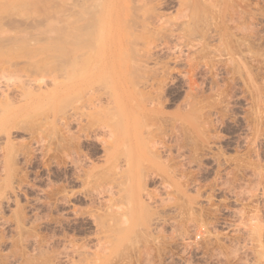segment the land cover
Here are the masks:
<instances>
[{
	"label": "rangeland",
	"instance_id": "obj_1",
	"mask_svg": "<svg viewBox=\"0 0 264 264\" xmlns=\"http://www.w3.org/2000/svg\"><path fill=\"white\" fill-rule=\"evenodd\" d=\"M24 1L25 0H21V1L15 0V2H17L18 4L14 3L15 7L12 6L14 11L12 9L0 10V15L4 14L5 16L6 12L10 13L11 11H12L11 13H14L12 14L13 16L14 15L20 16L22 14L25 15L26 13V15L27 14L28 15L32 14L34 16L36 15V17H38L39 14L40 17L42 16L41 14L43 15L47 14L50 20L52 21L54 20L55 22L54 21L53 22L56 24L57 19L55 20L54 19L55 17L51 16V14L53 13L54 16L60 14L63 17L61 16V19H59L60 16H56L60 20V21L57 20V22L59 24L61 22V24L64 27V30H65V26L68 25L67 31L68 30L70 31L69 26L71 27L74 24L73 25L74 32L77 31L78 33L80 31L77 30L81 28L79 25L80 21H76L77 18L79 20L78 17L79 14H76L79 11L78 9V7L80 6L79 0H63L65 3L62 0H48V2L51 3L52 5L45 4L46 2L43 3V5L44 4L47 5L45 6L47 8L46 13L45 12L42 13L43 10L41 6H38V8L31 7V10L23 9ZM93 1L94 0L91 1L89 0L88 2V0L86 1L84 0L83 3H87L89 7L91 5L90 2H92L93 3L92 5L95 6L96 4L94 3H97L98 0H95V2ZM229 1L231 4H233V5L230 4L231 5V7L229 6L230 10L232 8L234 9L231 10V13H233L236 10L235 11L236 13L234 12V14L232 15L233 17L232 22L233 23L235 22L236 24L230 22V25H228V27H230L232 38H241V37L257 38L259 39L257 43L259 42L260 44V45L257 44L258 47L257 49L258 51L260 50L259 51L260 53L261 52L264 53V0H232V2L231 0ZM213 2H215V0ZM76 3L79 5L78 7L77 5H75ZM68 4L69 5L71 4V6H69ZM37 5H42V4L38 3ZM68 6L70 7V10ZM93 6L91 7L93 8ZM181 6L182 5H180V0L178 1L166 0L164 5L157 10L162 12L167 17L166 18L167 23L169 22L171 24L172 22L177 23L182 21L181 19L183 18L181 17L185 15L183 12H186V10L184 11L182 9L183 7ZM45 7L43 6V9H45ZM34 8H36L37 10H35ZM56 8H58V10ZM68 10L72 12L74 10L76 11L75 14L77 17H75V20L74 17L69 14L70 12ZM28 11L34 12L35 14L34 13L30 14V12ZM58 11H60V13ZM63 13L65 14V16ZM8 16L11 15L9 14ZM65 17L69 21L65 19ZM63 18L65 20H63ZM70 18L71 20L73 18V20L72 23L69 25L67 24V22L70 23ZM61 20L63 21L64 24L62 23ZM52 21L48 22V24L51 23ZM48 24L47 26H49ZM55 24L53 26L56 27ZM76 24L79 26V28L76 27L77 29L75 28ZM0 25H2V27H0L1 29L4 28V30L2 29V31L0 29L1 32L0 35L2 33L3 34L6 33L7 35H9L10 33L12 34L15 31L14 32L15 35L17 34V32L23 35L22 36L20 34L21 39L22 37H24V35H26V37L24 38L26 42L25 41L24 42L28 44V45L23 44L24 43L23 42L20 43L21 44L20 46L14 45V48L12 49H7V50L3 49L0 51V87L2 89H5V87L9 86V88H14V90L18 91L19 88L23 85H32V87L35 88L37 85H39L38 87L41 86L42 88H46V87L52 88L54 87V83H55L57 85V86L55 85V88L58 89V87H62V91H63L62 94H60L63 97L59 95L61 97L60 98L58 96L60 100H58V98L56 100L49 99V102L47 104L44 103V106L42 105H41L42 107L40 105L38 106L39 109L37 108L35 111L36 116H34L35 112L30 113L31 114L29 116L30 119L32 117V119L34 118L33 120L36 119V121H38V118H40L38 122L42 123V121L45 120L46 117L48 116V113L47 116L45 114L47 111L49 112L52 109H54L55 113L58 111L56 113L57 115L55 116V119H57L55 125L51 122V119H48L50 120L49 122L48 120H45L47 123L43 121L45 122V125H47V127L45 126V131H43L44 132L43 134L42 132L41 134H39L40 132H38V130L36 129L35 123L37 124V122L35 121L31 122L32 120L30 121V119L28 118H26L25 122H22L21 124L27 123L26 120H29L31 124L35 122L33 126H31V128L33 127L32 130L30 129V126H28L29 121L27 124H25L28 127L26 126L25 127L30 130L25 128L26 132H23L24 130L22 131L15 130L14 124L10 127L9 143L7 148L10 149V151H12L11 153L14 154L15 156L13 178L11 182L12 185L11 190L13 191L11 192L8 191L9 189H6L5 193L2 194L4 195V197H1L2 195L0 196V202H1L0 203V264H21V262L23 261L26 255H31L32 253H34L32 251L34 247L36 248L42 247L50 255L62 250L64 247L68 248L70 245L85 247L91 252L96 253L97 252L96 249L102 247L101 245L106 243V242L103 243V241L105 240L104 239L105 237H103L104 234L101 231L102 229H100L99 225H97L96 223H98L99 221L98 216L99 217L104 216L106 218L105 215L107 213L110 214L112 217H114V220L111 221L112 223L114 222L117 223L119 221L121 225V222L123 223L124 220H127L129 218L128 221H126V224L127 223L130 224L131 222L137 223L138 221H141L142 225L146 223L145 225L149 226L148 227L144 225L145 227L142 226L141 228L140 227L141 224L140 222H138L140 230L136 229L137 232L130 238L131 241H129V239L124 241V243L126 242L127 243L125 245L123 243L121 245L122 247L120 246L121 249L119 247L118 250L116 251L114 250L113 252H111L112 253L111 256H114V258L110 256L111 260L109 261V264H119V262L120 264H127V262L128 264L129 263L130 264H264V193H262L264 192V177H263L264 175V171H263L264 170V64L262 62H260L261 64L259 63V60L261 61L260 58H257L259 60H254V61L248 59V66H249L248 70H249V74L252 77L253 88L252 86H248L249 89H247L246 87H244V85L240 80L234 82L231 81L230 75L228 74L229 71L228 73L224 72L225 68L223 66H220V70L216 72L218 75L214 76V71L210 70L209 68L200 67L195 71V73H193L191 69L195 70L196 65L191 64L190 66H188L185 65L184 62L175 63L174 56L176 57L178 55L177 53H179L180 50L179 46L182 47V44H185L182 43L184 42L183 40L184 37H182V35L178 37L179 39L178 38L176 40L171 39L169 45L167 42L166 46H169L170 48L169 51L171 52H162L164 55L158 53L160 57L157 53L156 54L158 56L156 54L154 55L153 58L155 57L158 58L153 59L154 63L152 61L149 63L148 66L150 68H148V71H151L149 69H152L153 72L154 69V72L156 73L158 72L156 75L157 77L156 78L154 77L155 78L154 81L157 82L160 81L158 83L155 82L154 85L156 86V88H158L162 84L161 80H164L163 81L164 84L161 85L163 89L159 87L162 90L156 89L157 92L155 93L157 94L159 92L161 94L160 96L161 103L163 104L165 110L167 112H173L176 110L177 107L184 108L187 104H190L188 102L193 103L194 108L198 112L197 116L201 122V128H203L204 130V128L207 126L205 128V131L209 136L207 138L209 140V143L203 144L201 141H199L200 139L198 137H194V135L193 137L189 136L191 134L188 135L189 139L186 138V140L188 139L189 141L187 140L185 142L183 140L187 136H183V134L180 132L179 133L182 135H177V133L175 134L177 135L176 138H178L177 139L178 143H175L176 141L171 140V138L173 140L175 138V136L172 137L173 135L171 136L170 140L168 139L170 136L166 138V136L163 137V135L161 137L157 135L155 137V135H153L152 137L150 136L151 138L148 137L146 138L147 140L145 139L146 145H142V147L147 150L145 151L143 149V151L145 153L146 152L148 153L149 150L151 151L149 153L153 152V154L154 152L155 153L160 152L161 154L160 156L161 158H163V159L160 158V163H162L160 165H162L161 166L162 168L159 171L157 168H155L156 169L155 170L153 167L148 166L149 167L148 168L147 165H144L145 169L143 170V172L151 169L150 171L144 172V176L145 177L147 176L148 178V180L147 178L145 180L144 177V181L146 182L145 183L146 190L149 191L148 196L150 194H153L149 196L151 202H149V199H147L148 197H143L144 201L148 205L147 208L144 210L149 211V213L146 214L143 210V212L147 215V218L150 219L149 220L150 222L149 221L147 222V220H145L146 218L145 215H144L145 217L144 220H142L141 218L143 217L142 214H140L141 216L136 215L134 214L131 208L129 209L130 205H127V203L125 202L127 196L125 195L126 198L124 199V193L122 192H121L122 193L121 197L123 196L122 199H124L123 200L124 202L121 201L122 203H119L120 202L119 200L121 199L120 193L117 194L115 192H114L115 195L112 194L113 196L110 200L113 203L112 202L110 203V201L107 202L110 203L112 207L114 206L113 207L114 209L116 207L118 208L114 210L113 208H111L109 204L108 205L110 207L109 206L106 207L107 203L104 201H107L108 197L105 194L102 195L100 194L101 193V191H99L100 188H98V185L93 181L95 176L103 175V173L109 171L111 168L113 169H111V171L107 173L118 175L119 174L118 171H121V169H125L126 161L124 160H126L127 157L125 151L126 149L120 148V147H124L122 144H120V147H117V149H115V152L117 154H115L114 152L112 156L113 158H111L114 159L115 161L118 159V162L116 163L114 160L110 159V161L113 162L111 163L108 160L109 166H107L108 162L105 161L104 149L105 147L111 145L112 137L108 135L109 133L105 134L106 132L101 133L100 131H98L96 129V124H97L96 121H94V119L91 120L87 116L88 109L89 107H91L89 104L92 103L94 99V97L92 96L95 95L98 96L99 94L102 96L103 95L102 92L107 91V90L106 91L103 90L102 88L105 87V85H103L105 82H106L105 83L106 88L107 85L110 84V77L108 78V76L111 74L110 68H100L99 66V68L96 70L94 74L95 79H98L94 84H96L97 87L99 86L97 88L99 93H97V91L96 92L93 91L94 87L96 88L95 85L93 86L92 93L90 92V90L88 91L90 93L87 92L91 97L88 94L87 96L85 95L86 97L89 98H85L83 97V95L80 96L81 94V93L79 94L80 91L77 92V90L81 89L83 80L85 78H89L88 72L90 70V66H92L94 63L99 62L100 58L103 57L102 54L105 53L104 51L105 38H101V39L78 38L79 35L77 37L75 36L76 38L73 35L69 38L68 36L74 33L71 27L72 30L71 32L73 33L71 32L69 33L65 30L63 34L65 36L62 35L61 39L57 34L56 35L58 37L51 39L54 36L55 33L54 31L53 34H51L52 35L51 38L49 37L50 34L49 36L47 34L49 39L42 38V40H44L43 42H37V40L39 39L41 40V38H34L37 35L35 33H37L38 31L36 28L35 30L34 29L32 30L31 28L32 30L31 32L34 33L32 35L31 33L30 34L28 33L29 34L28 35L27 32L30 31V28L28 29L29 30L28 31L26 27L24 29L23 28L21 29L22 26L21 27L19 26L18 27L19 29H17V27H14V29H12L11 27L5 24H0ZM236 26L239 27L241 26V28L240 29L236 28ZM251 26L252 28L251 29L248 28L249 29L248 30L247 27H251ZM242 27L243 30L245 29V31L242 30ZM60 28H62V26ZM47 29H46L47 31L46 33H48V30L50 28L48 30ZM51 31L49 30V33H52ZM84 32L87 33V30H85ZM68 33L69 35H66ZM77 33L74 35H77ZM3 34L1 36L6 35ZM161 34L162 33L160 32L159 35ZM154 35H158V34L154 33L151 35L153 36V38L151 37L152 41L148 36L149 40L148 38L146 39L148 42L145 41V35L142 36L144 37L142 39L138 38V40L141 41V43H139L141 44L140 46H144L145 42L146 45H148L149 41L151 43L153 42L150 46L155 45L154 42L156 41L154 40L158 36L154 37ZM16 36L20 38L18 34ZM31 36L33 37L30 38ZM180 38H182L183 41ZM185 38H188V36H186ZM229 38H231V36ZM103 39L104 41L102 42ZM101 42L103 44H101ZM51 45H53L54 47ZM81 45L83 46L81 47ZM40 47L45 48L44 49L45 51L39 52L37 56L33 57L34 61L33 63H31L32 65H30L29 63L26 64L25 66L24 57H26L27 53L32 52L33 49L37 51V49ZM62 47L64 48L62 49ZM89 47L91 48V51ZM147 47L148 46H146V48ZM26 49L29 51H27ZM125 51L126 50L124 49V52ZM86 53L90 56L88 57ZM175 53L177 55H175ZM43 57L44 59H42ZM70 57L73 58L71 59ZM79 58H81V60ZM83 58L85 59L83 60ZM37 60H42L41 62L47 65L41 64V62H38ZM76 60L81 62L79 63V66ZM82 60L83 63L85 62V60L89 61L88 63L86 62L87 64L85 63L86 68L82 63ZM10 62L11 63L14 62V65H16V66L12 65L14 67L13 69L11 68L12 66L9 67L8 65ZM35 62H38L40 64ZM36 64H38V66ZM56 65L58 69L55 67ZM33 66L34 67L36 66L37 69L39 67L42 69L40 70L39 68L38 69L39 71L36 72L37 69L35 68L36 69L35 70L33 68L34 69L33 74L35 73L36 74L40 73V74L39 75L37 74L38 76L37 75L34 76L32 74L31 77L32 78L34 77L33 81L35 80L34 81L35 83L32 82L33 83L32 84L29 82L31 78L28 77L30 79L29 80L28 78L26 79V77L29 76L30 73H32L31 67ZM70 66L72 67L71 69H69ZM80 66L82 68L84 67V69L81 70ZM9 68H11L12 71ZM51 68L52 70H54V68L57 70L52 71ZM77 68H79L81 71H78L79 69ZM146 70L144 68L145 71L144 74L145 75L147 74L146 78H149L147 76H149L151 73L147 72ZM161 70L164 73H162ZM188 70H190L191 74L194 76L193 77L194 83L192 85V88H189L188 86V80H187ZM43 71L44 73L41 76ZM47 71H49L48 74ZM66 71L68 74L70 73L71 75L70 74L67 75ZM54 75L56 76L55 78ZM61 76H63V78ZM57 77L62 79L58 80ZM27 80L28 83L30 84L26 83ZM60 81L62 82L60 83ZM4 83H6L7 86L1 85ZM156 83L158 86L156 85ZM216 83L218 85V88L221 89L223 92V94H221L222 97L220 95L219 97L216 94L217 92L214 90V87L213 90L211 89L212 86L216 85ZM155 86L153 87V89L155 88ZM153 89L151 90L152 92H154ZM74 90L77 93L74 92ZM72 92H74L76 95L71 96ZM67 94H70L69 95L70 97H68ZM106 94L107 93H104L103 95L104 99H100L102 103L104 102L103 100H105L106 98L105 97ZM78 95L80 98H83L81 99L83 101L78 99L79 98ZM97 96L96 98L98 99L99 97H101V96L99 97ZM90 98L92 99L91 102L89 103ZM96 98L94 99L93 103L98 101V99ZM14 99L12 97L13 100L12 102L16 101V100L14 101ZM86 99L88 100L87 103L84 101ZM57 100L59 102L62 101V105L58 104L59 102ZM51 102L53 103L51 104L53 106H51L52 109H49L50 107L48 105ZM85 104H88L89 106ZM18 105L19 104L15 102L11 107L12 108L17 107ZM57 105L62 106L63 113L62 110L60 109L61 107L59 108ZM46 108H48V110ZM9 109L10 108H7V110ZM58 109L61 110V112ZM67 111L70 113H68ZM82 111H86L85 112L86 115ZM89 111H91V109H89ZM38 112L40 113V115L41 112L43 115L45 114V117L43 115L39 117ZM86 116L89 118L87 120L89 121L90 125L86 120L87 118ZM41 118L42 121H40ZM63 122L66 124H64ZM41 123L38 124L40 125ZM38 124L37 126H39ZM33 130L35 132L37 131L38 134L35 133ZM31 132L34 133L32 134ZM178 136H183L184 138H181L183 140H180ZM3 137L4 136L0 133V147H2L3 145L2 144L4 141ZM192 138H194L193 139L194 143L192 141ZM98 139L101 141H99ZM195 139L198 141H195ZM107 140L110 141L107 142ZM171 141L174 142L175 144L172 143ZM148 143L150 144L148 145ZM183 143L185 144L187 143V145L185 146V144ZM103 144H105V146ZM192 144H194L193 145L194 147L192 146ZM154 149L156 150L159 149V150L156 151ZM117 150H120L118 151L120 154L117 152ZM121 151L122 152L125 151V152L122 153ZM187 153L190 156L192 155V159L194 160H191L190 156ZM118 154L121 156L119 157ZM171 155L173 158L170 157ZM166 159L169 160V163L168 160L166 161ZM195 161L196 162L199 161V163H194ZM215 161L216 162L220 161V163H216ZM166 164H168L169 166ZM170 165H172L174 168ZM166 166L168 167V169L166 168ZM169 167H171L172 170L169 169ZM106 168H109V170L108 169L106 170ZM0 169H1V164H0ZM152 169L154 170L152 171ZM258 169L262 171L261 176L260 175L255 176L257 174L256 172L258 171ZM166 170H171V171L174 170L173 173L175 172L174 175H176V179L180 182L178 183L182 186L181 188L183 190L185 188V191L181 193V195H178L176 192L173 191L174 187L172 185V182L170 183L169 181L166 182L167 185L171 184L169 185L171 186V188L168 187L169 189L167 188L166 184H164L165 186L163 185L165 178L163 179V177L160 175H162L163 172ZM94 171L95 173H98L95 176H94L95 174ZM148 172L153 173V175L155 173V175L153 176L151 175V173ZM158 175L160 177H157ZM218 175H220L221 177L220 176L217 177ZM110 176L107 177H109L110 179ZM117 177L119 178V176ZM227 180L228 182L230 181L231 182L228 183L226 182ZM91 183L93 184L91 185ZM100 183L103 184V181ZM104 184H106V182ZM94 185H96L97 187H95ZM168 190L170 191V193ZM113 191H115V187ZM8 192L11 193L9 194ZM229 192L231 193L229 194ZM251 192L255 194H252ZM153 196H156L157 198L156 197L153 198ZM180 196L183 197L181 198ZM190 198L191 200L192 198H194L192 200L193 202L190 200ZM152 200L153 201L155 200V202H153ZM161 200L163 201V203H161L162 202ZM123 203H125L126 206L129 207L127 208L125 206L126 209H124L125 204ZM117 204L120 206V209ZM121 206L124 208H122ZM106 208H108L107 210H110L111 212L109 211L110 212L109 213L106 210ZM127 209L131 212L129 213ZM112 211H115V213ZM237 211L238 212L243 211V212L238 214ZM111 213L115 214L116 216L112 215ZM116 213L118 214V218H116L117 217ZM124 213L125 214L127 213L126 219ZM252 213L253 214L255 213L254 215L256 216H254ZM121 214H123L124 217ZM240 214L241 216H239ZM250 214L251 216L252 215L254 216L253 220H250L249 218L251 217ZM246 215L249 216L247 217ZM149 216L152 217L150 218ZM243 216L247 217V219L245 217L246 220L250 222L252 221V223L248 225L245 224L247 227H245L243 224V222L244 223L246 222V220L245 221L243 220L242 218ZM240 217L241 219H238ZM255 217H257L256 218L257 221L255 220ZM115 218L117 222L115 221ZM120 218L123 221L119 220ZM137 218L140 219L138 220ZM18 219L20 220L23 219L22 221L23 230H19L17 227ZM154 219H156L154 221L155 223L153 222ZM94 220L95 221L98 220V221L95 222ZM254 223L257 224L253 226ZM117 224L116 226L114 225L115 227L112 224L111 225L115 229L116 227L119 226V224L118 225ZM127 225L124 224V226L121 227L124 228ZM243 227L247 228L248 230L252 228L251 233L248 230L247 233L246 229ZM204 231H206V233H204ZM98 236L100 238H98ZM98 239H104V240H98ZM100 241H101V245H100ZM131 242H133L134 244H132ZM134 245L136 246V249L140 251L134 249ZM103 246H107V245L104 244ZM13 251H14V257L11 255V253L13 254ZM121 251H123V253H121ZM122 257L124 260H122ZM64 262L65 261L62 258L61 264H67Z\"/></svg>",
	"mask_w": 264,
	"mask_h": 264
},
{
	"label": "bare ground",
	"instance_id": "obj_2",
	"mask_svg": "<svg viewBox=\"0 0 264 264\" xmlns=\"http://www.w3.org/2000/svg\"><path fill=\"white\" fill-rule=\"evenodd\" d=\"M19 1V0H18ZM21 1V0H20ZM63 1V0H62ZM84 1V0H83ZM83 1H80V6L76 3L75 5H77L78 9H79V13L76 11L73 13L72 11H69L70 10V7L71 4L68 6L69 7V14L72 15L74 17V20H75V17L76 14H79V20L77 18L76 21H80L79 25L81 28H79V26L77 24L75 25V28L78 27L79 29H77L79 32L77 33V31L74 32V27L73 25L71 26L72 27V30L73 32H71V27L69 26V29H68V25L65 26V30L67 32H71L73 34H70V36H68L69 38L73 35L74 37L78 36V38H105V42H104V51L105 53L102 54L103 57L100 58L99 62L97 63H94L92 66H90V70L88 72L89 74V78H85L82 82V85H81V89L80 90H77L80 91L79 94L80 96L83 95V97L85 98H89V97H86L88 93H92L93 91H97L98 92V87L96 86V81L98 79H95L94 77V74L96 72V70L99 68H110V72L109 74L111 75H107L108 78L110 77V84L107 85V88H106V82L103 84L105 85L104 88H101L103 90H107L106 92H104L103 90V95L104 93H107L106 94V98L105 100H103L104 102L102 103V101L100 99H104L103 98V95L101 96L100 94L97 96H92L94 97V99L99 96V99L98 101L94 102V99L91 102V99H89V105L91 107H89V109H91V111H89L88 109V113H87V116L92 120L94 119V121H96V129L98 131H100L101 133H105V134H108L109 136L112 137V143L111 145H108L107 147H105V161L108 162L107 163V166H109V161L111 158H113V153L115 152V149H117V147H120V144H122L124 147H120V148H124L126 149V163H125V169H121V171H118V175L116 174H110L107 173V172H110L109 168H106V170L108 169L109 171L103 173V175H97L95 176L96 174L98 173H95L94 171V182L98 185V188H100L99 191H101V195L102 194H105L107 195L108 197V200L107 201H104V202H108L111 200L112 198V194L117 193L119 194L120 193V197L122 195V193H124V199L126 198L127 196V199H125L127 205H130L129 206H126L125 204L124 207L126 206L127 208L129 207V209L131 208L132 211L134 212V214L136 215H139L141 216L140 214L143 215L142 220H144V218L146 217L147 218V213H149V211L147 210H144L147 208V203L144 201L143 197H148L147 199H149V196L150 195H153V194H150L148 196V193L149 191L146 190V186H145V181H144V172H147V171H150V170H147V171H144L143 170L145 169L144 165H147L150 166V167H153L154 169L157 168L158 171L162 168L160 164V158H161V154L160 152L159 153H155L153 154L152 153H149L151 151L148 150V153L144 152L143 151V147L142 145H146L145 144V139L148 138V137H152L153 135H156L157 136H162L166 138H168V136H170L168 139L170 140L171 136L176 138L177 135H182L183 136H187L185 137V139H181V138H184L183 136H178L180 138V140H183V141H187L189 139L188 135L193 137H198L203 144L204 143H209V140L207 139L209 136L207 135L206 131H205V127L204 130L203 128H201V122L197 116V110L194 108L193 106V103L191 102H188L190 104H187L184 108H176L175 111L173 112H167L163 106V104L161 103V94L159 93H155L157 92L158 89H161V85L164 84L163 81L164 80H161L162 84L159 86L161 88H156V86L154 85L155 82L157 81H154L155 78L157 77V73L154 72V69H153V72H152V69H149L151 71H148V68H150L148 65L149 63L152 61H154L153 59H156L158 57H154V55L157 53H161L163 54L162 52H171L169 51L170 48L169 46H166L167 42H168V45H169V42L171 39H177L180 35H182L183 40L184 42L182 43H185V44H182V47L179 46L180 50H179V53H175V55H177L176 57L174 55V60H175V63H179V62H184L185 65H188L190 66L191 64H194L196 65V68L195 70L191 69V71L193 73H195V71L200 68V67H206V68H209L210 70L214 71V76L218 75L216 72H218V70H220V66H223L225 68L224 72L228 73L229 71V75H230V78H231V81H238L240 80L242 82V84L244 85V87H246L247 89H249L248 86H252L253 82H252V77L251 75L249 74V66H248V59L254 61V60H259L257 58H260L261 61L259 60V63L262 62L264 64V53L263 52H259L258 51V47H257V44H259V42L257 43V41L259 39L257 38H232V34H231V31H230V27H228V25H230V22H232V15L234 14V12L236 11H232L233 13H231V10H234L233 8L230 10V7L231 4L229 0H215V2H213L212 0H180V5H182L181 7H183L182 9L186 12H183L185 15H183V19H181L180 21L181 22H177V23H173L172 20L171 22L173 23H167V20H166V16L160 12L159 10L157 9H160L164 3L166 2V0H98L97 3H94L96 4L95 6H93L92 2L91 5L89 3V7L87 5V3H83ZM86 1V0H85ZM91 1V0H90ZM178 1V0H177ZM212 1V2H211ZM229 1V3H228ZM46 2V3H45ZM64 2V1H63ZM71 2V1H70ZM78 2V1H76ZM82 2V3H81ZM89 2V0H88ZM95 2V0L93 1ZM232 2V0H231ZM14 3L16 4L17 2H15V0H0V10H8V9H12L13 10V7L14 6ZM23 3V2H22ZM38 3L42 4L45 3V4H51L48 2V0L44 1V0H25L24 3H23V9H27V10H31V7H37L38 6H41L42 7V13H46V7L47 5H43L45 7V9H43V6L42 5H37ZM65 3V2H64ZM72 3V2H71ZM75 3V1H74ZM18 4V3H17ZM55 4V3H54ZM53 4V5H54ZM231 4V5H230ZM20 5H21V2H20ZM52 5V4H51ZM13 6V7H12ZM93 6V8L91 7ZM230 6V7H229ZM11 7V8H10ZM55 7V6H54ZM58 7V6H57ZM63 7V6H62ZM65 7V6H64ZM96 7V8H95ZM17 8V7H16ZM51 8V7H50ZM53 8V7H52ZM67 8V7H66ZM73 8V7H72ZM71 8V10H72ZM76 8V6H75ZM185 8V9H184ZM238 8V7H237ZM236 8V9H237ZM19 9V8H18ZM35 10H37L36 8H34ZM40 9V7H39ZM38 9V10H39ZM58 10V8H56ZM61 9V8H60ZM64 10V9H62ZM230 10V11H229ZM14 11V10H13ZM19 11V10H18ZM26 11V10H25ZM50 11V10H49ZM48 11V12H49ZM66 11V10H65ZM6 12V11H5ZM12 12V11H11ZM9 13V12H6L5 13V16L4 14H1L0 15V24H5L9 27H11L12 29H14V27H17V29H19L18 27L22 26L21 29L25 28L28 30L30 28V31L27 32V34L31 33V35L34 33V32H31L33 29L35 30V28L38 30L37 34L34 38H41V40H37V42H43L44 40H42V38H48L49 34H50V38L52 37L51 34H53V32L55 31L54 33V36L51 38H56V37H60V39L62 38V35L64 34L65 30H64V27L63 25L61 24L62 28H60V24L57 22V20L61 19V16L60 14H57L56 16H60L59 19L58 17L54 16L53 13L51 14V16L55 17L54 19L56 20V24L50 20L49 16L47 14H41L42 16L39 17V14H38V17H36V15H32L31 13H34V12H30L31 15H25L22 14L20 16H17V15H12L14 13ZM37 12V11H35ZM60 13V11H58ZM74 14H72V13ZM230 12V13H229ZM3 13V11H2ZM62 13V11H61ZM76 13V14H75ZM236 13V12H235ZM242 13V12H241ZM11 15V16H8V15ZM35 14V13H34ZM64 14V13H63ZM66 14V12H65ZM64 14V16H65ZM3 15V16H2ZM19 15V14H18ZM243 15V14H242ZM182 16V15H181ZM185 16V17H184ZM2 17V18H1ZM51 17V18H53ZM63 17V16H62ZM67 17V16H66ZM65 17V19H67ZM71 17V16H69ZM232 17V18H231ZM63 18V20H65ZM238 19V17H237ZM240 19V18H239ZM68 20V19H67ZM73 20V18H72ZM72 20L70 18V23L67 22V24H71L72 23ZM242 20V19H241ZM52 21L51 23L48 24V22ZM60 21V20H59ZM62 21V20H61ZM69 21V20H68ZM174 21V20H173ZM75 22V21H74ZM73 22V23H74ZM242 22V21H241ZM244 22V21H243ZM53 23V24H52ZM63 23V21H62ZM229 23V24H228ZM233 23V22H232ZM235 23V22H234ZM233 23V24H234ZM47 24L49 26H47ZM56 25L53 26V25ZM59 24V26H58ZM64 24V23H63ZM66 24V23H65ZM236 24V23H235ZM238 24V22H237ZM246 24V23H245ZM53 27H52V26ZM51 31L52 33H49V30ZM0 27H2V25H0ZM28 27V28H27ZM52 27V29H51ZM83 27V28H82ZM244 27V25H243ZM243 27H242V30H243ZM32 28V30H31ZM236 28H241V26H236ZM245 28H246V25H245ZM248 28H252L251 27H247ZM1 29V28H0ZM4 30V28H2ZM1 29V31H2ZM46 29L48 30V33H46ZM87 30V33H85L84 31ZM237 30V29H236ZM249 30V29H248ZM9 31V30H8ZM7 31V32H8ZM13 31V30H12ZM11 31V32H12ZM17 31V30H16ZM20 31V30H19ZM22 31V30H21ZM25 31V30H23ZM83 31V32H82ZM245 31V29L243 30ZM242 31V32H243ZM15 32V31H14ZM13 32V33H14ZM162 33L161 35H159V33ZM1 33V32H0ZM10 33V32H9ZM9 34L7 35L6 34L5 36H1L0 37V51L5 49H12L14 48V45H18L20 46L21 44L20 43H23L25 41V37L26 35H24V37H22L21 39V36L20 34L17 32V34L20 36V38H18L15 33L14 34ZM66 34V35H69ZM77 35H74L76 34ZM158 34V35H154L155 36H158L156 37V39L154 41V44L155 45H152L150 46L152 43L149 41L148 45H146V42H148L146 39L148 38L149 40V37H150V40H151V37L153 38V36H151L152 34ZM181 33V34H180ZM239 33H240V30H239ZM248 33V32H247ZM3 34V35H4ZM26 34V33H25ZM28 34V35H29ZM48 34V36H47ZM58 36H57V35ZM235 34V33H234ZM22 35V34H21ZM81 35V36H80ZM83 35V36H82ZM143 35H145V45L148 46L146 48V46H140L141 44V41L138 40V38L142 39L144 37H142ZM147 35V37H146ZM241 35V34H240ZM246 35V33H245ZM15 36V37H14ZM23 36V35H22ZM65 36V35H63ZM149 36V37H148ZM186 36H188V38H185ZM231 36V38H229ZM248 36V35H247ZM251 36V35H250ZM33 36H31L30 38H32ZM72 37V38H74ZM75 37V38H76ZM253 37V36H252ZM28 38V37H27ZM33 38V39H34ZM66 38V37H65ZM158 38V39H157ZM49 39V38H48ZM179 39V38H178ZM182 40V38H180ZM27 40V39H26ZM31 40V39H30ZM87 40V39H86ZM161 40V41H160ZM169 40V41H168ZM182 40V41H183ZM36 41V40H34ZM80 41V40H79ZM104 41V39L102 40V42ZM152 41V40H151ZM179 41V40H178ZM177 41V42H178ZM26 42V41H25ZM23 43V44H26V43ZM36 42V43H37ZM58 42V40H57ZM61 42V41H60ZM81 42V41H80ZM78 42V43H80ZM83 42V41H82ZM101 42V44H103ZM173 42V41H172ZM30 43V42H29ZM50 43V42H49ZM63 43V42H62ZM94 43V42H93ZM142 43H143V40H142ZM22 44V45H23ZM34 44V43H33ZM56 44V43H55ZM54 44V45H55ZM67 44V43H65ZM85 44V43H84ZM28 45V44H26ZM49 45V44H48ZM46 45V46H48ZM45 46V47H46ZM53 46V45H51ZM62 46V44H61ZM83 45H81L82 47ZM85 46V45H84ZM178 46V45H177ZM44 47V46H43ZM54 47V46H53ZM52 47V48H53ZM80 47V46H79ZM172 47V46H171ZM23 48V47H22ZM27 48V47H26ZM29 48V47H28ZM51 48V47H50ZM64 47H62L63 49ZM90 48V47H89ZM95 48V47H94ZM174 48V47H173ZM262 48V47H261ZM31 49V47H30ZM45 48H38L37 51L32 50V52H28L26 57H24V62H25V66L26 64H29L32 65L31 63H33L34 61V58L35 56H37V54H39V52H43L45 51L44 50ZM61 49V50H62ZM88 49V48H87ZM96 49V48H95ZM124 49L126 50L124 52ZM25 50V49H24ZM27 50V49H26ZM60 50V49H58ZM89 50V49H88ZM29 51V50H27ZM65 51V49H64ZM90 51H91V48H90ZM89 51V52H90ZM93 51V50H92ZM101 51V50H100ZM103 51V52H104ZM177 51V50H176ZM61 52V51H59ZM102 52V53H103ZM185 52V53H184ZM26 54V53H25ZM43 54V53H42ZM64 54V53H63ZM83 54V53H82ZM156 54V55H157ZM61 55V54H60ZM81 55V53H80ZM79 55V56H80ZM86 55H88L86 53ZM159 55V54H158ZM157 55V56H158ZM164 55V54H163ZM167 55V54H166ZM64 56V55H63ZM85 56V55H84ZM90 55H88L89 57ZM92 56V55H91ZM45 57V56H44ZM44 57L42 59H44ZM160 57V55H159ZM41 58V57H40ZM67 58V57H66ZM71 58V57H70ZM73 58V57H72ZM71 58V59H72ZM91 58V57H90ZM89 58V59H90ZM63 59V58H62ZM61 59V60H62ZM65 59V58H64ZM81 60V58H79ZM85 58H83L84 60ZM75 60V59H74ZM83 60H82V63H83ZM38 62H41L42 60H37ZM44 61V60H43ZM65 61V60H64ZM77 61V64L79 66V62L78 60ZM92 61V60H91ZM96 61V60H95ZM23 62V63H24ZM38 62H35V63H38ZM46 62V61H45ZM69 62V61H68ZM75 62V61H74ZM88 63L89 61L85 60V62L83 63L84 67L86 68L85 66V63ZM158 62V61H157ZM17 63V62H16ZM15 63V64H16ZM22 63V62H21ZM56 63V62H55ZM71 63V62H70ZM76 63V62H75ZM86 63V64H87ZM154 63V62H153ZM174 63V64H175ZM183 63V64H184ZM40 64V63H38ZM38 64H36L38 66ZM41 64H45V63H42ZM60 64V63H59ZM58 64V65H59ZM74 64V63H73ZM261 64V63H260ZM9 67L14 65V62H10L9 64ZM47 65V64H45ZM152 65V64H151ZM259 65V64H258ZM7 66V65H6ZM16 66V65H14ZM29 66V65H27ZM42 66V65H41ZM63 66V65H62ZM61 66V67H62ZM76 66V65H75ZM82 66V64H81ZM80 66V67H81ZM43 67V66H42ZM57 68V65L55 66ZM59 67V66H58ZM84 67L82 68L81 67V70L84 69ZM3 68V67H2ZM5 68V66H4ZM12 69L14 68L13 66L11 67ZM11 68H9L11 70ZM36 68V66L34 67H31L32 69V73H30L29 76L26 77V79L28 77L31 78V80L29 81L30 83L34 82L33 81V78L31 77L32 74H33V70ZM40 68V67H39ZM38 68V69H39ZM46 68V66H45ZM72 67L70 66L69 69H71ZM144 68L146 70L147 68V72H150L151 76H147V77H151L150 79L149 78H146V75L144 74L145 71H144ZM152 68V67H151ZM8 69V68H7ZM37 69V68H36ZM35 69V70H36ZM37 69L36 72H38L39 70ZM42 68H40L41 70ZM58 69V68H57ZM54 68V70H57ZM68 69V70H69ZM79 69V68H77ZM162 69V68H161ZM168 69V68H167ZM4 70V69H3ZM44 70V68H43ZM50 70V68H49ZM52 70V68H51ZM52 70V71H54ZM61 70V69H60ZM67 70V69H65ZM80 69L78 71H81ZM103 70V69H102ZM12 71V70H11ZM10 71V72H11ZM85 71V70H84ZM99 71V70H98ZM162 71V70H161ZM31 72V71H30ZM71 72V71H69ZM73 72V71H72ZM29 73V72H28ZM35 73V71H34ZM44 71L42 72L41 76L43 75ZM46 73V71H45ZM49 73V71H47V74ZM58 73V72H57ZM60 73V72H59ZM67 73V71H66ZM82 73V72H81ZM107 73H108V70H107ZM162 73H164L162 71ZM168 73V72H167ZM38 74V73H37ZM36 73L33 74L34 76L37 75ZM40 74V73H39ZM38 74V75H39ZM55 74V73H54ZM61 74V73H60ZM70 74V73H69ZM67 73V75H69ZM73 74V73H72ZM161 74V73H159ZM186 74V73H185ZM184 74V75H185ZM188 74V86L189 88H192V85L194 83V79H193V75L191 74L190 70H188L187 72ZM28 75V74H27ZM37 75V76H38ZM71 75V74H70ZM75 75V74H74ZM82 75V74H81ZM164 75V74H163ZM36 76V77H37ZM64 76V75H63ZM63 76H61L63 78ZM87 76V75H86ZM103 76V75H102ZM130 76V77H129ZM183 76V75H182ZM186 76V75H185ZM56 76L54 75V78ZM60 77V75H59ZM106 77V76H105ZM155 77V78H154ZM58 78V77H57ZM56 78V79H57ZM62 78H58L59 79H62ZM37 79V78H36ZM54 80V79H53ZM52 80V81H53ZM38 81V80H37ZM55 81V80H54ZM101 81V80H100ZM62 81H60L61 83ZM102 82V81H101ZM100 82V83H101ZM160 82V81H158ZM157 82V83H158ZM27 84H30L28 83V80L26 82ZM25 83V84H26ZM35 83V82H34ZM58 83V81H57ZM156 83V85H157ZM33 84V83H32ZM37 84V82H36ZM39 84V83H38ZM2 86L6 85V83L4 84H1ZM53 85V84H51ZM50 85V86H51ZM55 83H54V87L52 88H42L41 86L38 87L39 85L35 87H32V85H23L19 88V90H14V88H9L8 87H5V89H2L0 87V130H1V134L4 136L3 139V145L2 147H0V164H1V169H0V196L5 193L6 189H9L8 191H13L11 190L12 189V185H11V182H12V178H13V171H14V161H15V156L14 154H12L10 151V149L7 148L8 146V143H9V131H10V127L14 124V129L17 130V131H22L24 130L23 132H26V127L30 126V129L32 130L31 126H33V124L35 122L38 123H41V122H38L40 118H38V121L33 120L32 117L30 119V113H33L36 111V109L38 108L39 109V105L41 106H44V103H48L49 102V99H52V100H56L58 98V96L60 94H62V87H58L55 88ZM96 86V88L94 87V90H93V86ZM97 85H100V84H97ZM242 85V86H243ZM35 86V85H34ZM57 86V85H56ZM155 86V88L153 89V87ZM158 86V85H157ZM166 86V85H165ZM3 87V88H4ZM213 87H214V90L217 92L216 94L219 96L222 97L221 94H223L222 90L218 88V85L216 83L215 86H212V90H213ZM253 88V86H252ZM96 89V90H95ZM153 89L154 92H152L151 90ZM157 89V90H156ZM163 89V88H162ZM161 89V90H162ZM90 90V92H88ZM93 90V91H92ZM100 90V89H99ZM156 90V91H155ZM66 91V90H64ZM68 91V90H67ZM101 91V90H100ZM164 91V90H163ZM214 91V92H215ZM70 92V91H69ZM74 92H76L74 90ZM74 92L71 93V96L72 95H76ZM76 92V93H77ZM88 92V93H87ZM152 92V93H150ZM86 93V94H85ZM96 93V94H97ZM155 93V94H153ZM162 93V92H161ZM213 93V92H212ZM66 95V94H65ZM68 97H70L69 95L70 94H67ZM86 95V96H85ZM89 95V94H88ZM93 95V94H92ZM260 95V94H259ZM62 96V95H60ZM59 96V97H60ZM90 96V95H89ZM219 96V97H220ZM12 97L14 99V101L16 103H18L19 105L17 107H11L13 105V103L15 102H12ZM63 97V96H62ZM67 97V96H66ZM65 97V98H66ZM75 97V96H74ZM79 97V95H78ZM77 97V98H78ZM91 97V96H90ZM259 97V96H258ZM61 98V97H60ZM60 98H58V100H60ZM72 98V97H71ZM70 98V99H71ZM63 99V98H62ZM69 99V98H67ZM78 99H83V98H78ZM46 100V101H45ZM57 100V101H58ZM77 100V99H75ZM220 100V99H219ZM45 101V102H44ZM83 101V100H81ZM86 103L88 102V100H84ZM222 101V100H221ZM220 101V102H221ZM59 102V101H58ZM57 103V102H56ZM219 103V102H218ZM53 104L52 102L48 105L50 108L49 109H52L51 105ZM58 104H61L62 105V101L59 102ZM69 104V103H68ZM80 104V103H79ZM88 104H85V105H88ZM93 104V105H92ZM64 105V104H63ZM88 105V106H89ZM227 105V104H226ZM41 106V107H42ZM58 106V105H57ZM66 106V105H65ZM61 110H62V106H58ZM57 107V108H58ZM226 107V106H224ZM7 108H10L9 110H7ZM56 108V109H57ZM68 108V107H67ZM77 108V107H76ZM48 110V108H46ZM55 109V110H56ZM65 109V108H63ZM82 109V108H80ZM86 109V108H85ZM59 110V109H58ZM61 110H59L61 112ZM46 111V110H45ZM77 111V110H76ZM81 111V110H80ZM58 112V111H57ZM56 112V113H57ZM68 112V111H67ZM66 112V113H67ZM85 115H86V111H82ZM39 113V112H38ZM47 113H48V116H47ZM54 111V109L50 110L49 112L47 111L45 114H46V119L45 120H48V119H51V122L55 125V122L57 119H55V116L57 115ZM62 113H63V110H62ZM70 113V112H68ZM36 116V112L34 113ZM45 114L43 115L42 112H41V115H43L45 117ZM65 114V113H64ZM83 114V116H84ZM40 113H39V117L41 116ZM60 115V114H59ZM69 115V114H67ZM78 115V114H77ZM27 116V117H26ZM38 116V115H37ZM64 116V115H63ZM75 116V115H74ZM86 116V117H87ZM68 117V116H67ZM86 118L89 119V118ZM28 118L30 119L31 122L35 121L33 124L30 123L29 120H26L27 123L29 121V125L26 126L25 124L27 123H23L21 124L22 122H25V119ZM59 118V117H58ZM70 118V116H69ZM24 119V121H23ZM60 119V118H59ZM64 119V118H63ZM67 119V118H66ZM43 120V121H45ZM71 120V119H70ZM147 120V121H146ZM42 121V118L41 120ZM44 124H38L39 126H37V124L35 123V126H36V129L38 130V132H40L39 134H42L44 133L43 131H45V126L47 127V125H45V122H43ZM50 120H48L49 122ZM63 121V120H62ZM65 121V120H64ZM68 121V120H67ZM75 121V119H74ZM80 121V120H79ZM149 121V122H148ZM66 122V121H65ZM77 122V121H76ZM82 122V121H81ZM80 122V123H81ZM85 122V121H84ZM88 124H89V121L87 120ZM91 122V121H90ZM47 123V122H46ZM60 123V122H59ZM64 123V122H63ZM68 123V122H67ZM50 124V123H48ZM66 124V123H64ZM94 124V123H92ZM43 125V126H42ZM90 125V124H89ZM26 126V127H25ZM34 126V128H35ZM26 128V129H25ZM28 129V130H30ZM35 129V130H36ZM94 129V128H93ZM207 130V129H206ZM34 131V130H33ZM35 132V131H34ZM34 132H31L32 134ZM38 132L36 131L35 133L38 134ZM99 132V133H100ZM182 134H180V133ZM29 133V132H28ZM30 133V134H31ZM177 133V135H175ZM188 133V134H187ZM104 134V135H105ZM98 135V134H97ZM110 137V138H111ZM150 137V138H151ZM2 138V137H1ZM154 138V137H153ZM174 140L171 138L172 141H176L175 143H178L177 139L176 138ZM186 138H188L186 140ZM102 139V138H101ZM105 139V138H104ZM164 139V138H163ZM191 139V138H190ZM194 138H192V141H193ZM2 140V139H1ZM39 140V139H38ZM99 140V139H98ZM147 140V139H146ZM152 140V139H151ZM101 141V140H99ZM103 141V140H102ZM110 141V140H109ZM107 140V142H109ZM154 141V140H153ZM152 141V142H153ZM171 141V142H172ZM189 141V140H188ZM191 141V140H190ZM195 141H198L195 139ZM39 142V141H38ZM104 142V141H103ZM169 142V141H168ZM41 143V142H40ZM102 143V142H101ZM147 143V142H146ZM174 143V142H172ZM174 143V144H175ZM188 143V142H187ZM187 143H183L185 144V146L187 145ZM194 143V141H193ZM150 143H148L149 145ZM162 144V143H161ZM206 144V145H207ZM105 146V144H103ZM102 145V146H103ZM154 145V144H153ZM159 145V144H158ZM177 145V144H176ZM175 145V146H176ZM194 144H192L193 146ZM103 146V147H104ZM155 146V145H154ZM153 146V147H154ZM157 146V145H156ZM174 146V147H175ZM179 146V145H178ZM183 146V145H182ZM184 146V147H185ZM191 146V147H192ZM147 147V146H146ZM152 147V146H151ZM177 147V146H176ZM181 147V146H180ZM183 147V148H184ZM189 147V146H187ZM194 147V146H193ZM149 149V148H148ZM161 149V148H160ZM164 149V147H163ZM196 149V148H195ZM121 150V149H120ZM120 150H117L120 151ZM145 151L147 149H144ZM152 150V148H151ZM156 150V149H154ZM159 150V149H157ZM156 150V151H157ZM194 150V149H193ZM192 150V151H193ZM125 151H121L122 153H124ZM163 151V150H162ZM178 151V150H177ZM188 151V150H187ZM195 152V151H194ZM119 153V152H118ZM192 153V152H191ZM115 154H117L115 152ZM120 154V153H119ZM118 156L120 157L121 155ZM188 154V153H187ZM189 155V154H188ZM195 155V154H194ZM197 155V154H196ZM116 156V155H115ZM114 156V157H115ZM123 156V155H122ZM167 156V155H166ZM190 156V155H189ZM117 157V156H116ZM115 157V158H116ZM125 157V156H124ZM171 158L172 155L170 156ZM169 157V158H170ZM194 157V156H193ZM123 158V157H122ZM170 158V159H171ZM191 160H194L192 159V155L190 156ZM196 158V157H195ZM198 158V157H197ZM117 159V158H116ZM163 159V158H161ZM188 159V158H187ZM109 160V161H108ZM111 160H114V159H111ZM168 159H166L167 161ZM172 160V159H171ZM190 160V161H191ZM199 160V159H198ZM115 161V160H114ZM164 161V162H166ZM111 162V161H110ZM113 162V161H112ZM111 162V163H112ZM116 163L118 162V159L115 161ZM163 162V161H162ZM189 162V161H188ZM216 162V161H215ZM111 163H110V166H111ZM120 163V162H119ZM123 163V162H122ZM168 163H169V160H168ZM194 163H199L198 162H194ZM216 163H220V161L216 162ZM114 164V163H113ZM173 164V163H172ZM116 165V164H115ZM124 165V164H123ZM123 165H120V166H123ZM165 165V164H163ZM168 165V164H166ZM113 166V165H112ZM169 166V165H168ZM172 166V165H170ZM250 166V165H249ZM252 166V165H251ZM101 167V166H100ZM114 167V166H113ZM116 167V166H115ZM118 167H119V164H118ZM173 167V166H172ZM104 168V167H103ZM123 168V167H122ZM149 168V167H148ZM166 168L168 169V167L166 166ZM174 168V167H173ZM257 168V167H255ZM152 169V171L154 170ZM169 169H171V167H169ZM99 170V169H98ZM156 170V169H155ZM164 170V168H163ZM162 170V171H163ZM172 170V169H171ZM171 170H166L163 172L162 176L163 179L165 178L164 182H163V185L166 184V182L169 181L172 182V185H173V191L176 192L178 195H181V193H183L185 191V188L184 190L181 188L182 186L179 184L180 182L176 179V175H174L173 171ZM115 171V170H114ZM177 171V170H175ZM179 171V170H178ZM255 171V170H254ZM257 171V170H256ZM264 171V170H263ZM101 172V171H99ZM161 172V171H160ZM113 173H116V172H113ZM148 173H151V172H148ZM255 173V172H254ZM257 173V174H256ZM255 176L257 175H262V171L258 169V171L256 172ZM93 174V173H92ZM161 174V173H159ZM105 175V176H104ZM116 175V176H115ZM147 175V173H146ZM151 175H153V173H151ZM155 175V173H154ZM153 175V176H154ZM157 175V174H156ZM107 176H110V179L109 177ZM114 176V177H112ZM119 176V178L117 177ZM159 175L157 177H160ZM220 175H218L217 177H219ZM105 177V178H104ZM112 177V178H111ZM221 177V176H220ZM264 177V175H263ZM262 177V178H263ZM119 180H118V179ZM147 176L145 177V180H146ZM216 178V177H215ZM261 178V179H262ZM92 179V178H91ZM103 179V180H102ZM110 181H109V180ZM162 179V178H161ZM220 179V178H219ZM109 182H108V181ZM118 180V181H117ZM148 180V178H147ZM225 180V179H224ZM257 180V179H256ZM90 181V180H89ZM92 181V180H91ZM92 181V182H93ZM103 181V184L100 183ZM255 181V180H254ZM93 182V183H94ZM106 182V184H104ZM179 182V183H178ZM228 182V180L226 181ZM231 182V181H230ZM228 182V183H230ZM233 182V181H232ZM91 183V185L93 184ZM100 183V184H99ZM168 183V184H169ZM227 184V183H226ZM225 184V185H226ZM167 185V184H166ZM171 185V184H169ZM167 185V188L171 186ZM231 185V184H230ZM228 185V186H230ZM257 185V184H256ZM95 187H97L96 185H94ZM165 186V185H164ZM233 186V185H232ZM259 186V185H258ZM114 187H115V191L114 190ZM234 187V186H233ZM239 187V186H238ZM253 187V185H252ZM257 187V186H256ZM164 188V187H163ZM230 188V187H228ZM227 188V190H228ZM148 189V188H147ZM169 189V188H168ZM234 189H237V188H234ZM98 190V189H97ZM166 190V189H164ZM226 190V191H227ZM97 191V192H99ZM147 191V192H146ZM169 191V190H168ZM234 191V190H232ZM241 191V190H240ZM248 191V190H247ZM257 191V190H256ZM10 192V193H11ZM122 192V193H121ZM172 192V193H174ZM250 192V191H249ZM248 192V193H249ZM253 192V191H252ZM251 192V193H252ZM262 192V191H261ZM260 192V193H261ZM9 193V192H8ZM9 193V194H10ZM94 193V192H93ZM155 193V192H154ZM170 193V191H169ZM171 193V194H172ZM231 192H229L230 194ZM234 193V192H232ZM264 193V192H262ZM198 194V193H197ZM252 194H255V193H252ZM115 195V194H114ZM126 195V196H125ZM156 195V194H155ZM173 195V194H172ZM191 195V193H190ZM189 195V196H190ZM193 195V194H192ZM196 195V193H195ZM257 195V194H256ZM118 196V195H117ZM158 196V195H157ZM238 196V195H237ZM255 196V195H254ZM261 196V195H260ZM263 196V195H262ZM1 197H4V195H2ZM7 197V196H6ZM5 197V198H6ZM104 197V195H103ZM106 197V196H105ZM119 197V199H120ZM123 197V196H122ZM121 197V199H122ZM156 197V196H153V198ZM162 197V196H161ZM169 197V196H168ZM172 197V196H171ZM181 197V196H180ZM179 197V199H180ZM183 197V196H182ZM181 197V198H182ZM185 197V195H184ZM200 197V196H199ZM235 197V196H234ZM102 198V197H101ZM110 198V199H109ZM115 198V197H114ZM151 198V197H150ZM152 198V199H153ZM157 198V197H156ZM166 198V197H165ZM249 198V197H248ZM252 198V197H251ZM260 198V197H259ZM3 199V198H2ZM1 199V200H2ZM106 199V198H105ZM118 199V198H116ZM119 200L120 202L119 203H122L121 201H123L124 199L122 200ZM161 199V198H160ZM194 198H192L193 200ZM196 199V197H195ZM234 199V198H233ZM236 199V198H235ZM239 199V198H238ZM128 200V202H127ZM146 200V199H145ZM157 200V199H156ZM176 200V199H175ZM174 200V201H175ZM191 200V198H190ZM191 200V201H192ZM114 201V199H113ZM118 201V200H117ZM153 201V200H152ZM162 201V200H161ZM189 201V200H188ZM197 201V199H196ZM112 201H110L111 203ZM124 202V201H123ZM148 202V200H147ZM149 202H151V200L149 199ZM155 202V200L153 201ZM152 202V204H153ZM193 202V201H192ZM1 203V202H0ZM110 203H107L106 207H108L109 205L112 207V205ZM113 203V202H112ZM115 203H116V200H115ZM160 203V202H159ZM163 203V201L161 202ZM191 203V202H190ZM109 204V205H108ZM122 204V205H123ZM192 204V203H191ZM190 204V205H191ZM195 204V202H194ZM114 205V204H113ZM118 205V204H117ZM162 205V204H161ZM109 206V207H110ZM119 206V205H118ZM151 206V205H150ZM122 207V206H121ZM122 207V208H124ZM126 207L124 209H126ZM164 207V206H163ZM118 208V207H116ZM115 208V209H116ZM150 208V207H149ZM108 208H106L107 210ZM114 209V208H113ZM114 209V210H115ZM119 209H120V206H119ZM112 210V209H111ZM146 213H144L143 212ZM149 210V209H148ZM108 212L110 210H107ZM126 211V210H125ZM127 211H129L127 209ZM147 211V212H146ZM111 212V211H110ZM109 212V213H110ZM115 213V211H112ZM117 212V211H116ZM131 211H129L130 213ZM238 212V211H237ZM243 212V211H242ZM242 212H238L239 213H242ZM107 213V212H106ZM120 213H121V210H120ZM123 213V211H122ZM112 215L116 216L115 214L111 213ZM117 214V213H116ZM125 214V213H124ZM156 214V213H155ZM253 214V213H252ZM255 214V213H254ZM253 214V215H254ZM105 215V214H103ZM109 215V216H108ZM123 216V214H121ZM120 215V216H121ZM126 215L127 213L125 214V219H126ZM130 215V214H129ZM145 215V217H144ZM252 215V216H253ZM106 218L104 216H98V223H96L97 225H99L100 229H102L101 231L103 232V237H105L104 239H98V240H104V243L105 245L107 246H103L101 245V241H100V245L103 247H99L96 249V253L94 252H91L90 250H88L87 248L85 247H79V246H74V245H70L68 248L67 247H64L62 250L50 255L48 254V252L46 250H44L42 247H34L33 248V252L31 255H26L23 259V261L21 262V264H61V260L63 258V260L65 261L64 263H67V264H109V261L111 260L110 259V256H111V252H113L114 250H118L119 247L124 243V241H126L127 239L130 240V238L136 234L137 230L139 229L140 230V227L142 228V226H144L146 223L144 221V225H142L141 221H138L140 218H137L138 222H140V227H139V223H134V222H131L130 224L127 223L126 224V221L127 220H121V218L119 220L123 221V223L127 226H125L124 228L121 227V226H124V224L121 222V225H120V222L116 221V218H118V214H117V217L115 218V221L119 224L118 227H116L115 229L113 228V226L117 223H112L111 221L114 220V217H112L110 214H106L105 215ZM108 216V217H107ZM121 216V217H122ZM137 216V217H139ZM238 216V215H237ZM241 216V214L239 215ZM247 217L249 215H246ZM246 216H243V220L245 221L247 219ZM251 216V214H250ZM251 216V217H252ZM256 216V215H254ZM254 216L250 218V220H253ZM258 216V214H257ZM124 217V216H123ZM122 217V218H123ZM150 217V216H149ZM152 217V216H151ZM150 217V218H151ZM160 217V216H159ZM246 217V219H245ZM132 218V217H131ZM147 222L150 220V219H146ZM257 217H255V220L257 221L256 219ZM124 219V218H123ZM157 219V218H156ZM154 219L153 222L156 220ZM159 219V218H158ZM238 219H241L238 218ZM132 220V219H131ZM195 220V219H194ZM23 219H18L17 220V227L19 230H23V223H22ZM95 221V220H94ZM95 221V222H96ZM158 221V220H157ZM239 221V220H238ZM260 221V220H259ZM130 222V221H129ZM150 222V221H149ZM243 222V221H242ZM155 223V222H154ZM252 223V221H248L246 220V222L244 224L245 227H247L245 224H250ZM260 223V222H259ZM113 226H112V225ZM117 224V225H118ZM149 224V223H148ZM237 224V223H235ZM241 224V223H240ZM239 224V226H240ZM257 224V223H254L253 226ZM150 225V224H149ZM153 225V223H152ZM158 225V223H157ZM263 225V224H262ZM114 226V227H115ZM145 226H148V225H145ZM144 226V227H145ZM238 226V225H237ZM257 226V225H256ZM255 226V227H256ZM149 227V226H148ZM158 227V226H157ZM156 227V228H157ZM243 227V228H245ZM252 227V226H251ZM154 228V227H153ZM235 228V227H234ZM239 228V227H238ZM242 228V226H241ZM249 228V226H248ZM137 229V230H136ZM246 231L248 230L247 228H245ZM261 229V228H260ZM142 230V229H141ZM245 231V230H244ZM245 231V232H246ZM248 231H252V228H250ZM247 231V233H248ZM258 231V230H257ZM139 232V231H138ZM142 232V231H141ZM100 233V232H99ZM116 233V235H115ZM204 233H206V231H204ZM140 234V233H139ZM102 235V234H101ZM100 235V236H101ZM138 235V234H137ZM142 236V235H141ZM140 236V237H141ZM250 236V235H249ZM255 236V235H254ZM98 238H100L98 236ZM134 238V237H133ZM132 238V239H133ZM136 238V237H135ZM138 239V238H137ZM250 239V237H249ZM252 239V238H251ZM134 241V240H133ZM127 243V242H126ZM124 243V245L126 244ZM132 244H134L133 242H131ZM122 247V246H121ZM120 247V249H121ZM129 247V246H127ZM126 247V248H127ZM133 247V246H132ZM124 248V247H123ZM131 248V247H129ZM125 249V248H124ZM128 249V248H127ZM133 249V248H132ZM134 249H136V246L134 245ZM133 249V250H134ZM140 249V248H139ZM132 250V251H133ZM138 250V249H136ZM125 251V250H124ZM128 251V250H127ZM140 251V250H138ZM131 252V251H130ZM116 253V252H115ZM121 253H123V251H121ZM147 253V252H146ZM140 254V253H138ZM137 254V255H138ZM11 255L14 257V251H13V254L11 253ZM114 255V254H113ZM116 255V254H115ZM122 256V255H121ZM127 256V255H126ZM12 257V258H13ZM114 258V256H111ZM124 257V256H123ZM122 257V260H124ZM121 258V257H120ZM126 259V258H125ZM130 259V258H129ZM113 260V259H112ZM127 260V259H126ZM125 260V261H126ZM124 261V262H125ZM122 263V262H121ZM120 264V262H119ZM128 264V262H127ZM130 264V263H129Z\"/></svg>",
	"mask_w": 264,
	"mask_h": 264
}]
</instances>
